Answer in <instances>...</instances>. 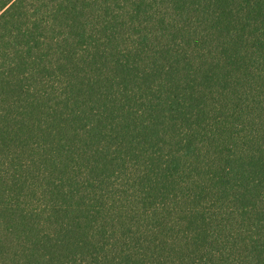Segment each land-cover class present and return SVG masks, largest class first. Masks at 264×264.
<instances>
[{
    "label": "trees",
    "instance_id": "trees-1",
    "mask_svg": "<svg viewBox=\"0 0 264 264\" xmlns=\"http://www.w3.org/2000/svg\"><path fill=\"white\" fill-rule=\"evenodd\" d=\"M0 264H264V0H0Z\"/></svg>",
    "mask_w": 264,
    "mask_h": 264
}]
</instances>
